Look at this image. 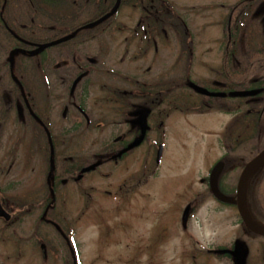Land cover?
<instances>
[{
  "label": "rangeland",
  "instance_id": "374dc122",
  "mask_svg": "<svg viewBox=\"0 0 264 264\" xmlns=\"http://www.w3.org/2000/svg\"><path fill=\"white\" fill-rule=\"evenodd\" d=\"M164 1L120 0L114 17L92 39L90 37L81 43L82 47L73 48L70 44H59L26 58L22 82L25 83L26 91L30 93L32 100L34 98L32 102L35 111L45 118L47 124L49 122L54 138L58 130L72 128L76 115L82 116L79 113L72 114L67 123L64 120L60 121L59 117L62 119L65 116V110L62 109L67 108L78 93L74 90L75 96H67L63 87L65 84H61V79L65 74L66 78L70 77L67 74L73 73L76 61L81 62L84 59L88 60L87 63L91 62L101 47L104 49L102 52L104 56L100 57V60H103L106 68L111 70L108 72L109 75H119L112 72L135 74L137 67L143 74L142 82L146 84V91H150L152 85L163 89L170 80L176 82L182 80V63L190 59V51L183 45V29L181 28L179 34L171 30L172 27H175L174 29L183 27L184 15L190 14L187 22L194 40L192 52L197 65L195 71H200L195 80L207 79V76L211 75L208 68L220 59L216 45V38H219L220 32L218 13L216 12L217 16L214 17L212 14L216 10L210 11L211 18L209 6L205 5L201 12L194 14L189 0ZM225 1L212 0L208 3L212 7ZM157 4L169 11V18L163 19L168 15H160L163 17L153 22L155 34L152 36L156 41L157 50H147L150 40L140 42L135 33V26L141 12L145 15L153 12L155 11L153 7ZM81 16L90 15L83 11ZM151 20L152 17L147 15L142 25L153 26ZM206 33L213 35L214 40L202 44L201 41L206 40ZM23 61L21 58L18 63ZM13 64L14 60L11 62V69L14 67ZM147 67L151 69L148 70ZM62 68L65 69L61 70ZM102 68L99 69L102 74L100 79L98 81L95 78L91 79L90 85L94 87L91 91L94 94L90 96L84 109L89 112L93 132L84 145L82 142L77 143L72 133H69L62 153L73 154L78 148L79 154L85 152L91 157L103 156L104 146L110 141L112 143L114 138L123 136L130 139L137 125L139 126L140 115L145 114L146 129L148 127L150 131L144 138L143 145L140 144L142 146L124 161L111 166L110 179L97 176L95 172L91 182L92 189L87 193L76 194L74 187L69 184L67 188H62L61 193L58 194L57 191L54 194L53 209L58 216L53 214V217L59 220L64 231L69 223H74L73 242L78 251L76 260L70 258L65 244L58 240L57 234L50 226L43 225L39 228L36 226L35 232L32 230L29 233L26 222L25 226L12 227L9 233L0 232V264H264V242L255 241L251 244L253 247L249 246L247 239L249 236L244 228L240 229L237 212L230 207L219 205L206 194V178L209 180L212 169L219 165L217 160L224 152L221 140L230 133V138L232 136L245 138L248 133L244 128L247 122L242 112L239 113L234 129L231 131L232 127L231 129L229 127L225 130L229 119L227 115L216 109L204 113L191 110V97L183 91L170 90V95L163 93L164 100L157 105L153 113L147 110L140 113L135 111L128 116L125 114L122 119L117 114L118 103H113V100L115 101L113 92L125 86L118 77L114 79L106 75L105 69ZM81 80L83 82V78ZM11 85L5 80V87ZM198 88L209 94L206 96H218L199 86L195 90L198 91ZM239 89L243 88H238L240 92ZM192 94L199 99L197 94ZM36 96H40V99ZM58 96L63 97V102ZM243 97H236V100L244 102L246 99ZM173 99L187 112L170 110ZM126 120L129 123H125ZM98 124L101 126H97ZM32 132L31 129L30 142L24 143L22 138L20 141L16 139L19 133L14 122L2 132L4 136L1 135L0 141V172L4 173L3 179L0 178V189L5 202L11 193L10 199L13 195L16 199L12 200L13 202L23 204L24 186L25 188L28 186V182L25 185L23 176L17 169L12 175L6 172L7 168L3 167L6 156H14L20 163L25 154L32 156L34 171L29 178L30 184L41 181L42 175L39 173L41 164L35 157L40 154L49 155V149L39 140L35 141ZM160 145L163 149L157 163ZM252 155L253 144L246 150H236L233 162L235 171L229 167V162V175L232 176L234 172L233 178H236L237 171L258 156L253 159ZM136 167L141 168L139 175L136 173ZM104 169L101 170L103 173L109 172ZM10 176L13 178L14 187L11 192L9 189L12 185H8ZM223 185L220 179L218 189L228 184L224 187ZM118 187H123V193L126 190L130 193L117 194ZM109 191L113 194L107 193ZM40 192L41 195L32 191L31 198L37 201L41 199L43 202L47 194ZM39 215L40 211H34L32 208L29 223H38ZM240 234L244 236L238 238ZM237 239L238 252L231 254L230 246ZM39 241L45 247H39ZM217 247H222V251L217 250ZM220 254H228L229 257Z\"/></svg>",
  "mask_w": 264,
  "mask_h": 264
},
{
  "label": "flooded vegetation",
  "instance_id": "af4514ba",
  "mask_svg": "<svg viewBox=\"0 0 264 264\" xmlns=\"http://www.w3.org/2000/svg\"><path fill=\"white\" fill-rule=\"evenodd\" d=\"M208 1L212 0H189L192 4L191 11L194 14L201 12L205 5L209 6L210 15V11L212 10H216L212 14L214 17L217 16L218 13L217 19L220 32L218 34L219 38H216V45H218L217 50L220 52V59L216 60L215 65L208 68L211 75L207 76V79H200V81L195 80V78H198L200 71H195V67L197 65L195 64L196 61L193 58L192 52V46L194 45L192 41L194 40L188 30L189 28L187 22V20L190 19V14L184 15V19L182 20L183 27L178 29H174L175 27L171 28L175 34L181 33V28L183 29V45H185L184 48L186 50L190 51V59H188L185 63H182V80L177 82L175 80H170L166 82L163 89L156 87V85H152L150 91H146V84L144 83V85L142 82L143 74H141V69L137 67L135 74L112 72L113 74L119 73V75H109L108 72H111V70L106 68L103 60H100V57L104 56V53H102L104 49L101 47L99 50L100 52L92 57L93 60L91 62L87 63L88 60L84 59L81 62L76 61L75 67H73V73L67 74L70 75V77L66 78L65 74L63 79H61V84H65L63 87L65 88V94L67 96H75L74 90L78 93L77 97H73L75 100H71L72 103L70 104V108V105H64L67 108L62 109L65 110V116L62 119L59 117L60 121L64 120L67 123L70 118L69 116L72 114L75 115L79 113L82 116L78 117L76 115L74 117V122L71 126L72 128H69L68 130H64L63 128L58 130V134L55 135L56 138L53 137V130L49 126V122L47 124L45 118H43L42 115H39V113L36 112L37 110L35 111L34 102H32L34 98L32 100L30 93L24 90L23 86L18 83L21 79L17 77L18 80H16L13 75L11 76V78L15 80L14 82L19 85L20 90L0 91V141L1 135L4 136L2 132L8 127V125H10V123L14 122L19 133L16 136L17 141H20V138H22L23 143L30 142V132L32 129L35 141L39 140V142L44 143L45 146L47 145L49 155L40 154L38 157H35L41 164V167L39 168L38 166V168L40 169L39 173L42 176L41 181L33 185L32 183L30 184L29 179L31 172L34 171L31 161L32 156L30 157V155L25 154L21 163L14 156H6V163L3 164V167L7 168L6 172L9 174L11 173L10 175H12V172H15L14 170L17 169L20 172V175L23 176L22 179H24L25 185L28 182V186L27 188L24 186L23 204H20L17 201L13 202L16 199L14 195L10 199L11 193L8 194L10 200L7 199L5 202L0 189V232L7 231L9 233L12 227L14 228L15 226L21 225L25 226L24 224L26 222H28L26 227H28L27 231L29 233L32 230L35 232L36 226L38 228L43 225L50 226L57 234L58 240H61V242L65 244L70 258L72 260L77 259L78 251L75 249V243L73 242L74 223H69L64 231L62 226L59 224V220L53 217V214L58 216L53 209L54 194L57 193V191L58 194L61 193L62 188H67V185L69 184L74 187L73 190L76 194L87 193V191L92 189L91 182L94 178L93 175L95 172L97 176H101L104 179H110L112 177V174L110 173L111 166L124 161L143 145L141 143L142 145L139 147L132 148L121 156H118L120 152L131 146L133 142L140 137L141 128L137 125L135 133L130 139L118 136L112 140V143L110 141L109 144H106L104 146L105 153L103 156L97 155L95 157H91L90 155L85 154V152L79 154L78 148L73 154L62 153L63 148L66 147L64 144L67 143L66 140L69 133H72L77 143L82 142L84 145L89 140V136H91L93 132V125L91 126V123L89 122V112L84 111V109H86L85 104H88L90 96L94 94V92L91 91V89L94 88L93 85H90L91 79L95 78L97 81L100 79L102 74L99 69L103 66L105 68L102 69H105L106 75L112 76L114 79L115 77H118L125 86L124 88L116 89L113 92L115 99V101L113 100V103H118L117 114L122 119L125 117V114L128 116L135 111L140 113L141 111L145 112V110H147L148 112L153 113L157 108V105L161 104L164 100L163 93L170 95V90H174V92L183 91L187 96L191 97V110H197L199 113H204L207 110L216 109L217 111L227 115L229 119L224 128L225 130L229 127L230 129L232 127L231 131L234 129V125L238 122L239 113L242 112L247 122L244 127L246 128V132H248L246 137L232 136V138H230L231 133L226 135L224 139L221 140L224 152L217 160V164L222 165V170L218 178V186L221 179L224 184L223 187L225 184H228L227 186L229 187L228 188L226 186L219 189L225 196L233 198L234 203L226 204L218 201L212 194L208 177L206 178L207 180L205 183L206 194H208L209 197L216 201L219 205L230 207L237 212L240 221V229L242 230V228H244L249 236V238H247L249 246L253 247L251 244L255 241L261 240L264 242V236L258 235L248 229L238 213L237 184L239 176L245 165L237 171L238 174L236 175V178H233L234 172H232V176L228 173L229 167L235 171L233 162H235L234 154L236 150H246L253 144L252 156L254 159L264 149V0H226L225 3L216 4L212 7L209 5ZM157 2L165 1L157 0ZM195 4H200V6ZM153 8L155 11L149 12L146 15L141 12L139 16L140 19L137 21L135 26V33L137 34V38L140 42L143 40H150V43L146 48L147 50H157L156 41L153 38L154 36H152L155 34L153 31L154 23L156 19L163 17L160 15H168L169 12L167 9H163L162 5L157 4ZM147 15L150 18L152 17L151 22L153 26L150 24H147L149 27L142 25L143 19ZM212 15L210 16L211 18ZM164 18L168 20L169 15L163 17V19ZM148 34H150V36H148ZM206 36V40L201 41L202 44L211 43L209 41L214 40V38L212 39L213 35H210V33H206ZM195 37H197L196 34ZM187 40L189 41L186 43ZM72 46L73 48H75V46L76 48L82 47L81 43L73 44ZM123 60L124 59H122V61ZM64 69L65 68H62L61 70ZM147 69L150 70L151 68L147 67ZM240 69L242 71H240ZM64 78L66 79L64 80ZM81 78H83V82ZM127 79L129 80V83ZM68 83H70L69 86ZM79 85L80 87H78ZM95 85L97 86V83ZM198 86L206 89L209 93L216 94L218 96L209 97L200 94L195 90ZM241 87L243 89H239V92L238 88ZM243 91L248 92L249 95L243 97L246 99L244 102H238L236 97L242 98V96L237 95V93H243ZM192 93L197 94L199 99ZM61 96H58V98L61 102H63V97L60 98ZM69 99L71 98L69 97ZM170 110H173L174 112H187L181 109V105H178L175 99H173V106H170ZM148 117H150V114H148ZM125 123L129 122L126 120ZM161 125L162 124H160V126ZM97 126L100 127L101 124H98ZM149 131L150 129L147 127L145 137ZM56 143L58 144V147ZM91 166H94V168L92 170H88ZM102 169L109 170V172L105 174L101 171ZM140 170L141 168L136 167V173L138 175L141 172ZM3 173V171L0 172L1 180L3 179ZM9 178L10 181L7 183L8 185H12L9 189V192H11L14 188L12 184L13 178L11 176ZM122 189L123 187L116 188L117 194H122ZM32 191L40 195V191H43L46 192L47 196L43 202H41V199L37 201L34 198H31ZM107 193L113 194L110 191ZM125 193L128 194L130 191L126 190L123 194ZM246 207L248 215L253 222L258 226L264 227V165H262L246 183ZM32 208L34 211H40L39 218L37 219L39 224H32L34 222L29 223V221H31ZM243 236L244 234H240L238 238ZM237 241L238 239L234 240L232 246H230L229 250L231 254L233 252H238L236 244ZM40 246L41 248L45 247L44 244L39 241V247ZM222 249V247H217V250L219 251H222ZM43 254L44 256L46 255L45 252ZM226 257H229V255L226 254Z\"/></svg>",
  "mask_w": 264,
  "mask_h": 264
},
{
  "label": "trees",
  "instance_id": "16d2710c",
  "mask_svg": "<svg viewBox=\"0 0 264 264\" xmlns=\"http://www.w3.org/2000/svg\"><path fill=\"white\" fill-rule=\"evenodd\" d=\"M115 1L0 0V91L20 90L12 74L16 80L17 77L21 79L20 84L26 90L22 81L25 60L29 56L23 52L64 37L69 39L61 45L70 44L71 47L92 39L116 14V11L112 13ZM83 11L90 16H81ZM21 58L23 63H18ZM11 59L14 60L13 69ZM5 80L13 86L5 87Z\"/></svg>",
  "mask_w": 264,
  "mask_h": 264
},
{
  "label": "water",
  "instance_id": "95a60500",
  "mask_svg": "<svg viewBox=\"0 0 264 264\" xmlns=\"http://www.w3.org/2000/svg\"><path fill=\"white\" fill-rule=\"evenodd\" d=\"M119 2H120V0H117V3L115 4V7L113 8L112 13H114L116 11V8L118 7ZM68 39H69V37H64V38H61L60 40H56V41H53V42L42 44V45L38 46L36 49H34V50L26 51V52H23V53L28 55V56H34V55H37V54L41 53L44 49L49 48V47H53V46H57L59 44H62ZM16 52H18V51H16ZM197 90H198V92H200L202 94L209 95L203 89L198 88ZM237 95H239V96H248L249 93L248 92L247 93H239ZM145 122H146V115L145 114L140 115V117L138 119V124H139V127L141 128L140 137L138 139H136L131 146L127 147L125 150L120 152L118 154V156H121L122 154L126 153L127 151L131 150L132 148L138 147L143 142V140L145 138V135H146ZM162 149H163V146L160 145L159 146V150H158V155H157V163H159V161H160ZM262 165H264V149L262 150V152L254 160L249 162L244 167V169L242 170V172L240 174V179H239V183H238V187H237V207H238V213H239L242 221L244 222L245 226L248 229H250L251 231H253L254 233H256L258 235H261V236H264V228L259 227L258 225H256L253 222V220L250 218V216L248 215V211H247V207H246V193H245L246 183H247L248 179ZM93 168H94V166H91V167L88 168V170H92ZM221 170H222V165L221 164L215 166L212 169V173H211L210 178H209V186H210V189L212 191V194L214 195V197L218 201H220L222 203H226V204H232V203H234V199L231 198V197L225 196L218 189V178H219V175L221 173Z\"/></svg>",
  "mask_w": 264,
  "mask_h": 264
}]
</instances>
